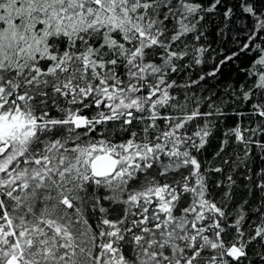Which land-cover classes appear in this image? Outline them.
I'll use <instances>...</instances> for the list:
<instances>
[{
  "label": "snow or ice",
  "instance_id": "obj_1",
  "mask_svg": "<svg viewBox=\"0 0 264 264\" xmlns=\"http://www.w3.org/2000/svg\"><path fill=\"white\" fill-rule=\"evenodd\" d=\"M0 264H264V0H0Z\"/></svg>",
  "mask_w": 264,
  "mask_h": 264
},
{
  "label": "trees",
  "instance_id": "obj_2",
  "mask_svg": "<svg viewBox=\"0 0 264 264\" xmlns=\"http://www.w3.org/2000/svg\"><path fill=\"white\" fill-rule=\"evenodd\" d=\"M239 23V22H238ZM211 28H212V24L210 23L209 24V31H211ZM231 38V33L229 34V39ZM228 50V46H227V43L225 44V51Z\"/></svg>",
  "mask_w": 264,
  "mask_h": 264
}]
</instances>
